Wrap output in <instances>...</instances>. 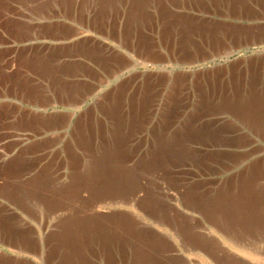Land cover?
Here are the masks:
<instances>
[{"label":"rangeland","instance_id":"rangeland-1","mask_svg":"<svg viewBox=\"0 0 264 264\" xmlns=\"http://www.w3.org/2000/svg\"><path fill=\"white\" fill-rule=\"evenodd\" d=\"M233 1L166 0V7L179 12L180 19L189 18L193 28L189 34L181 28H168L163 19L156 16L167 9L160 8L162 4L158 5L161 3L159 0L156 1L157 5L145 3L147 12H139L141 24L128 17L127 0L110 3L111 7L105 14L110 26L106 34L93 30L86 18L78 17L76 13L55 4L47 7L33 0H6L8 4H0V222L18 232H24L29 227H32L31 230L34 228L33 231H41L45 219L41 220L38 214L52 194L53 197H61H58L57 208L49 220L75 211L79 202H76L72 192H66L62 186L70 181L75 168L67 144L74 136L77 118L118 116L122 104L133 108L135 103H132L133 98L125 95L121 100L113 93L128 88L132 89L134 97L140 95L143 98L149 80L156 83L151 86L147 101L150 111H144L142 120L138 121V124L146 125L148 118L149 125L144 128V133L152 132L153 125L163 123V130L167 134H174L180 147H184L180 134L189 135L188 139L191 140V125L197 126L207 135L198 134L193 146L206 151L229 149L233 151V156L238 157L239 164L234 161L212 173L205 166L191 165V183L207 186L211 180L229 177L251 162L263 161L264 90L255 93V89L245 85L242 78L249 79L258 74L264 79V43L241 47L227 55L222 48L224 43L221 38L246 37L250 41L264 38V0ZM90 5V2L87 3L88 7ZM9 15L12 17H7ZM119 27H124V33L128 31L131 36H138L137 39L142 37L150 41L154 45L153 53L159 56L158 60L142 64L143 59L134 53L135 48L122 44L123 31L119 33ZM111 30L114 31L112 35ZM98 41L111 47L115 55L114 52L108 54L107 48L102 47V44L99 46ZM98 49L108 59L104 54L96 57L94 52ZM123 57L129 58V61L131 59V63L124 66ZM7 71L13 74L10 78ZM84 76L92 78L90 88L92 91L96 89L89 101L79 105L72 101L67 105H49L47 109L35 112L37 105L34 102H41L52 89V92L57 93L61 88L71 89L81 85ZM247 89L251 94H246L252 97L250 114L234 113L230 106L231 99L240 98ZM115 97L119 106L113 111ZM170 105L172 114L170 112L166 118L165 108ZM167 123L174 125L166 128ZM142 128L136 127L135 132ZM8 205L25 216L27 221L11 215L6 209ZM181 219L182 225L192 227L190 217L183 216ZM206 227L231 253L252 264H264V234H247L234 244L211 225L206 224ZM167 228L171 238L181 245L177 233ZM8 242L0 236V264H10L12 256L18 257L15 264H43L40 251L31 247L29 251L17 255ZM60 250L57 251L58 255L55 253V257L63 258L61 264L68 263L67 259H71L73 253L68 255L69 251L65 253ZM109 259L112 261L110 264L133 262L120 255ZM96 263L106 264L101 260ZM132 264L137 263L134 261Z\"/></svg>","mask_w":264,"mask_h":264},{"label":"bare ground","instance_id":"bare-ground-1","mask_svg":"<svg viewBox=\"0 0 264 264\" xmlns=\"http://www.w3.org/2000/svg\"><path fill=\"white\" fill-rule=\"evenodd\" d=\"M23 1L26 2V0ZM33 1L41 5L45 4L47 7L55 4L66 8V10L76 13L78 17L86 18L93 30L106 34L105 32L109 31L107 29L110 26L107 24L108 18L105 14L111 7L110 3L117 0ZM145 1L127 0L128 17L132 21L139 22L138 19L141 18L139 12L146 11L148 8L145 3L154 4L157 0ZM160 1L161 3L158 4H162L160 8L166 7V0ZM224 1L231 2V0ZM4 2L6 0H0V4ZM89 2L91 5L88 7L87 3ZM168 9L170 8L160 11L159 14L156 12L158 15H155L159 16L161 20L163 19L162 21L169 26L168 28L177 30L181 28L182 31H185L184 33H191L193 28L191 29L189 18L180 19L179 12ZM174 16L176 18L171 19ZM166 17H169L170 20ZM122 28L119 27V33L123 31ZM137 32L136 34H138ZM112 33H114L113 30H111V35ZM121 36L122 44L131 49L135 48L134 53L142 57V64L158 60L159 56L157 57L153 53L154 45L150 41L143 40L142 37L137 39L138 36L133 37L130 33L128 34V31L126 33L123 31ZM101 44L102 42L98 41L99 46L103 45L102 47L107 48L108 54L114 52L113 55H115V51L111 47ZM95 51L92 53L94 52L96 57H99V54H104L99 49ZM105 57L108 59L107 56ZM122 62L125 66V64L131 63V59L129 61V58L123 57ZM6 74L9 78L13 75L10 71H7ZM149 82L146 84L143 98H140V95L134 97L132 89L128 90V88L113 93L121 100L125 95L133 98L132 103H135L133 108L125 107L126 105L122 104L118 110L119 113L117 112L118 116L115 114L105 117L81 116L77 118L74 136L67 144L68 150H71L68 153L74 159L72 164L75 168L72 178L69 182L64 183L62 188L75 195L74 199L79 202V206L76 210L74 209L75 211L57 215L49 220L57 208L58 197H61L56 198L52 194L46 199L42 211L38 214L39 217L41 216V220L45 219L41 231H33L34 228L31 230L32 227H29L24 230L25 233L18 232L17 229L13 230L5 223L0 222V236L9 241L8 243L13 246V252L19 255L33 247L41 252L44 259L43 264L63 263V258L55 257V253L57 254L60 249L65 253L69 251L68 255L73 253L71 259H67L68 263L66 262V264H97L98 260L110 264L109 257L114 258L116 255L129 258L133 262L136 261L137 264H252L231 253L230 249L223 247V244L213 234V231L206 227V224L211 225L216 232L234 244H237L242 236L246 237L247 234H264V159L256 163L251 162L250 165L232 173L229 177L217 181L211 180L207 186L191 183V165L205 166L212 173L234 161L239 164L238 157L233 156L231 154L233 151L230 152L229 149L206 151L193 146L192 143L196 141L198 134L207 135L202 133L203 129L199 130L197 126L192 127L191 125L193 132H191V140L188 139L189 135L180 134L184 140V147H180L174 134H167L168 132L163 130L165 125L163 123L153 125L152 132L144 133L149 125L148 118H146V125H140L138 121L142 120L141 116L144 111H150L147 101L151 86L156 81L149 80ZM242 82L255 89V93L264 90V79L260 78L258 74L249 79L242 78ZM246 93H250V91L244 90L240 98L231 99L230 106L234 113L239 111V113L250 114L252 97L250 98V95ZM117 98L113 102V111H116L119 106L116 103ZM171 106L165 108L167 109L166 118L172 111ZM173 125V123H167L166 128H172ZM138 126L143 128L135 132V128ZM161 129L162 131H160ZM86 161H88L87 164ZM55 192L57 191L55 190ZM6 209L16 218L24 222L27 221L25 216L11 206L8 205ZM183 216L191 218L192 227L182 225L180 220ZM167 227L177 233L181 245L171 238ZM251 250L250 252H252ZM186 251H191V253H186ZM50 252L54 255L52 254V256Z\"/></svg>","mask_w":264,"mask_h":264},{"label":"crops","instance_id":"crops-1","mask_svg":"<svg viewBox=\"0 0 264 264\" xmlns=\"http://www.w3.org/2000/svg\"><path fill=\"white\" fill-rule=\"evenodd\" d=\"M221 41H223V50L225 49V54H232L235 49H239L241 47H249L251 44L253 45H260L261 43H264V38H256V39H251V41L248 38H242V39H235V38H221ZM211 53V51L209 52ZM83 83L81 85L73 86L70 87L71 89L68 88H61L60 91L57 93L49 91L48 94L44 95V99L41 100V102H34L37 105V109L35 112H41L43 109H47L49 105H57V104H62V105H67L71 104V101L73 103H78L79 104H84L89 99L95 94L96 89L92 91L90 88V84L92 85L91 77L89 76H84L83 77ZM46 86V85H45ZM75 87V88H74ZM48 89V88H47ZM75 91V92H74ZM70 93V94H69ZM74 94V95H73ZM18 257H11L9 260L10 264H15V260H17Z\"/></svg>","mask_w":264,"mask_h":264}]
</instances>
